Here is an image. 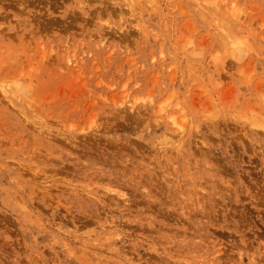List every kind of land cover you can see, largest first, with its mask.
<instances>
[{"label":"rangeland","instance_id":"1","mask_svg":"<svg viewBox=\"0 0 264 264\" xmlns=\"http://www.w3.org/2000/svg\"><path fill=\"white\" fill-rule=\"evenodd\" d=\"M0 264H264V0H0Z\"/></svg>","mask_w":264,"mask_h":264}]
</instances>
